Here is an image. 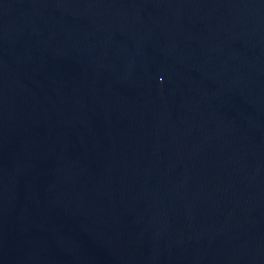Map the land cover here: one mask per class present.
<instances>
[{"label": "water", "instance_id": "95a60500", "mask_svg": "<svg viewBox=\"0 0 264 264\" xmlns=\"http://www.w3.org/2000/svg\"><path fill=\"white\" fill-rule=\"evenodd\" d=\"M0 264H264V0H0Z\"/></svg>", "mask_w": 264, "mask_h": 264}]
</instances>
